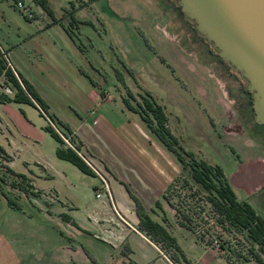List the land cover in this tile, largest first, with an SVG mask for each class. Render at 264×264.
<instances>
[{
	"label": "rangeland",
	"instance_id": "1",
	"mask_svg": "<svg viewBox=\"0 0 264 264\" xmlns=\"http://www.w3.org/2000/svg\"><path fill=\"white\" fill-rule=\"evenodd\" d=\"M17 1L0 0V48L30 72L23 51L43 35L37 33L39 27L47 29L44 37L56 45V56L38 54L49 67L34 71L32 83L61 130L68 126L86 148L102 152L104 144L93 139L91 125L81 123L89 108L123 110L138 107V101L145 104L148 97L162 105L180 149L221 165L238 199L247 200L264 217V143L246 124L227 130L229 117L220 97L221 88L228 90L226 76L200 59L193 44L182 42L184 29L163 12L158 0H49L55 21L32 0H22L21 7ZM225 100L235 107L231 97ZM245 110L253 126L255 111L250 104ZM48 123L55 125L30 103L0 102V144L8 154L0 153V264H264L241 233L227 229L202 205V196L181 183L174 192L167 191L168 199L201 215L197 225L202 230L208 225L210 231L196 240L176 224L162 196L153 209L142 202L153 220L166 222L182 251L175 256L172 247L157 243L173 263L166 260L121 224L100 176L56 155L58 142ZM146 128L179 164L176 153ZM104 156L115 165L116 158ZM116 168L125 177L131 170ZM243 168L254 171L241 177ZM124 185V212L130 217L133 209L137 215ZM215 238L226 245V252L211 244Z\"/></svg>",
	"mask_w": 264,
	"mask_h": 264
},
{
	"label": "trees",
	"instance_id": "2",
	"mask_svg": "<svg viewBox=\"0 0 264 264\" xmlns=\"http://www.w3.org/2000/svg\"><path fill=\"white\" fill-rule=\"evenodd\" d=\"M32 1L51 15L53 21L56 20L49 5V0ZM178 7L180 9L179 5ZM181 12L183 11L181 10ZM71 15L74 16L73 14ZM72 20L73 22L78 21L76 18ZM0 76L4 77V80L0 82V87L7 85L12 91V93H7L1 89L0 102H27L37 107L41 113L42 111L46 113L51 122L55 124L54 127L51 123H48L47 127L58 142L56 146V155L59 158L72 162L81 171L95 175L96 172L79 153L81 145L79 140L73 135L72 130L68 126H64L66 128L65 131L61 130L56 124L55 119L48 114L47 102L41 97L33 83L24 74L17 69H13L9 64L5 51H2L1 48ZM248 93L251 94L249 90ZM144 98L145 104H141L142 102L138 101V107L132 105V107H125V109L138 113L151 132L159 138L160 143L176 153V158L180 161L181 174L169 185L168 191L172 190L174 192L175 188L181 183L183 188H188L193 194L202 196L201 199L204 203H208L209 209L216 214L217 220L225 224L227 229L231 228L241 233L252 245L256 260L260 262L264 261V217L257 213L247 200L238 199L221 165L209 163L201 158L198 159L189 151H182L180 149L181 146L177 145V139L172 135L166 124L167 117L162 105L148 97ZM247 108L248 107H246V109ZM261 124L264 126V123ZM61 135L67 138L72 146L67 144ZM0 153L6 154L1 144ZM6 157H8V154H6ZM126 187L136 203V213L139 219L138 229L145 231L147 235H149V239L154 243L161 244L163 247H172L173 253L171 254L177 256L178 253L181 255L182 251L175 236L168 231L164 224L153 220L144 208L141 199L128 187V185H126ZM163 196L168 199L166 192ZM204 203H202L203 206L205 205ZM156 205H159L158 200H156ZM198 208L200 209V206H198ZM176 211L179 216L178 223L180 225L190 228L196 233L199 239H203L204 236L208 235L210 228L207 227V225L206 229H200L197 223H200L199 219L201 218H197V220L194 221L191 209L188 207H186V209H181L176 205ZM197 217H201V215L197 214ZM163 218L165 219V217ZM215 239L220 241L217 238ZM220 243L221 249L219 250L221 252H226L228 248L222 241H220ZM211 244H213L212 241Z\"/></svg>",
	"mask_w": 264,
	"mask_h": 264
},
{
	"label": "crops",
	"instance_id": "3",
	"mask_svg": "<svg viewBox=\"0 0 264 264\" xmlns=\"http://www.w3.org/2000/svg\"><path fill=\"white\" fill-rule=\"evenodd\" d=\"M38 30L39 31L37 33L43 35H39L38 39H35V42L30 43L23 51V58L25 60L23 62L31 65L29 68L30 72H26V68L24 66H20L19 68L17 66L18 64H15L7 53L9 64L13 67V69L19 70L31 82L33 81L34 71H40L42 69L47 70L49 67V65L43 63L39 59L38 54H41L42 56L47 55L48 57L53 58L56 56V52H53V50H56V45L44 37L46 36L47 29L42 30V28L39 27ZM28 31L30 32L31 30L28 28ZM31 35H33V32ZM21 69L25 72H22ZM217 80L219 86H221V82L218 78ZM54 84L57 83L55 82ZM56 86H59V84ZM221 92L220 97L222 99V105L225 106V111L227 113L225 117H229L228 124H226L227 130H238L234 127H230V125L246 124L251 128V133L257 134L260 138V142L264 143L262 134L259 131L254 130V126L247 123L245 115L246 110L243 107H229L227 101L225 100L226 97H229L227 91L224 88H221ZM94 108H96V111ZM94 108H89L90 110L81 120V123L85 124L87 123L86 121H88V126L89 124L91 125V134L93 139L100 141L101 144H104L102 145L103 151L101 152L96 149V147L94 149L91 148L90 150L88 147L86 148V142L79 139L81 145L79 153L96 172L95 175L100 176L99 174H101L106 180L111 192L112 203H114L116 207V216L121 224H124L127 230H130L131 232H134V234L140 236V238H143L148 244H151L161 256L169 261L170 259H168L167 255L162 251L159 245L150 240L148 236L138 229L137 225L139 219L133 212V209L129 210L130 217L126 216L124 211L128 208V204L125 202L126 199H128V196L124 183H127L129 188L138 197H140L146 208L152 207L154 203L156 204L157 199L160 201V198L158 197L162 196L163 200L170 207L176 224L190 231L194 238L198 240L196 233H194L190 228L178 223L179 216L176 211V205L178 204L171 201L172 199H167L163 196L165 192L167 193L169 185L174 182L178 176H180V165L173 159V156L168 153L164 147H162V145L158 144V142L151 137L144 121L140 116H138L139 114H135V117L131 113H128L129 111L125 108L123 110L115 109V111L114 109H110L108 107ZM232 117H235L234 121L232 120ZM102 134L104 135L101 137L100 135ZM73 135L75 136L76 134L73 133ZM98 137H100V139ZM105 154L108 155L111 160L116 158L115 165L107 160L104 156ZM120 166L123 167V169L124 166L131 168L128 174H126V177L124 175L125 173L122 174L116 168ZM251 171H254V168L251 169ZM251 171H248L247 168H243L239 174L240 176L242 174L241 177H244ZM262 173H264V171ZM237 185L242 186L239 184ZM153 207L151 209H153ZM205 207L206 210L209 208L208 203H205ZM163 217L166 216L164 215ZM197 218L201 217H197V215L193 214L194 221L197 220ZM164 223L166 222H163V224ZM200 223H202V221H200Z\"/></svg>",
	"mask_w": 264,
	"mask_h": 264
},
{
	"label": "water",
	"instance_id": "4",
	"mask_svg": "<svg viewBox=\"0 0 264 264\" xmlns=\"http://www.w3.org/2000/svg\"><path fill=\"white\" fill-rule=\"evenodd\" d=\"M242 77L264 123V0H175Z\"/></svg>",
	"mask_w": 264,
	"mask_h": 264
},
{
	"label": "flooded vegetation",
	"instance_id": "5",
	"mask_svg": "<svg viewBox=\"0 0 264 264\" xmlns=\"http://www.w3.org/2000/svg\"><path fill=\"white\" fill-rule=\"evenodd\" d=\"M160 6L165 14H171L173 21L176 22L181 28L184 29L186 37L182 42L192 47L193 44L196 47V54L202 59L208 66H211L215 71L221 72L226 76L228 81L227 94L233 99L235 107H253V95L248 93L247 85L244 86V80L218 53L216 48L196 29L193 21L179 9L178 3L175 0H158ZM235 85V89H234ZM230 86V87H229ZM232 86V87H231ZM247 89V90H246ZM235 91V92H234ZM250 91V90H249ZM251 92V91H250ZM253 125L254 130L259 131L264 138V126L255 120Z\"/></svg>",
	"mask_w": 264,
	"mask_h": 264
},
{
	"label": "built area",
	"instance_id": "6",
	"mask_svg": "<svg viewBox=\"0 0 264 264\" xmlns=\"http://www.w3.org/2000/svg\"><path fill=\"white\" fill-rule=\"evenodd\" d=\"M22 5H23V1H22V0H18V1H17V6H18V7H21ZM4 90L7 91V92H11V89H10L8 86L5 87ZM65 140H66V139H65ZM69 145H71L70 142H69ZM71 146H72V145H71ZM98 174H99V173H98ZM99 175H100V177L103 179L105 189H106V191H107V193H108L109 199H111V193H110L109 187H108V185H107V182H106V180L104 179V177H103L101 174H99ZM212 242H213V245H214V246H216L218 249H221V243H220V241H218V240H216V239H213Z\"/></svg>",
	"mask_w": 264,
	"mask_h": 264
}]
</instances>
